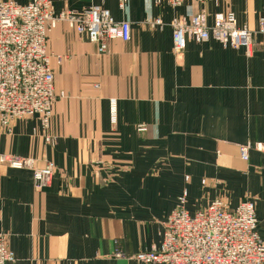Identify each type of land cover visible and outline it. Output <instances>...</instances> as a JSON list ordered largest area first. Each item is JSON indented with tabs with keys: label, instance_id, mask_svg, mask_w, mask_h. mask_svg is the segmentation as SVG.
Instances as JSON below:
<instances>
[{
	"label": "crops",
	"instance_id": "1",
	"mask_svg": "<svg viewBox=\"0 0 264 264\" xmlns=\"http://www.w3.org/2000/svg\"><path fill=\"white\" fill-rule=\"evenodd\" d=\"M51 1L56 14L107 9L131 24V40L112 41L100 54L66 23L50 33L56 91L67 96L55 103L49 129L32 117L0 133V156L55 165L51 184L39 190L32 170L0 163V233L15 256L9 264H139L130 258L160 246L163 223L185 191L190 214L216 199L231 209L252 199L264 239V0L180 7L130 0L124 10L117 0ZM202 10L209 25L233 12L239 27L254 32L251 53L211 39L191 40L177 54L173 19ZM157 19L162 27H151ZM247 143L263 150L243 161ZM117 247L124 258H115Z\"/></svg>",
	"mask_w": 264,
	"mask_h": 264
},
{
	"label": "built area",
	"instance_id": "2",
	"mask_svg": "<svg viewBox=\"0 0 264 264\" xmlns=\"http://www.w3.org/2000/svg\"><path fill=\"white\" fill-rule=\"evenodd\" d=\"M129 1L117 0L119 8L124 10ZM153 1L172 7L189 1L207 3V0ZM59 23L68 24L79 37L96 44L100 54L109 52L112 41L131 40V24L116 21L109 10L100 6L56 14L51 0H31L26 5L0 0V133H11L15 121L32 117H39L43 128L49 129L55 103L66 98L64 91H56L48 53L49 35ZM162 25L161 19L151 23L153 28ZM171 25L177 54L184 52L191 40L206 43L212 39L225 48H244L248 54L253 48L254 32L246 26L239 27L233 12L216 14L212 25L208 24L205 10L191 20L176 17ZM259 32L264 34V18L260 20ZM111 116L115 122L114 99ZM46 140L53 143L49 137ZM252 149L262 151L263 147L251 143L242 145L243 161L249 160ZM0 163L16 170H32L34 185L39 190L48 187L55 174L52 162L40 167L32 158L1 155ZM187 197L185 191L164 221L160 246L139 252L131 260L139 264H264V239L258 232L259 219L252 199L240 202L234 209L223 199H216L204 210L190 214ZM114 256L124 258L125 254L117 247ZM14 261L8 237L0 233V264Z\"/></svg>",
	"mask_w": 264,
	"mask_h": 264
},
{
	"label": "rangeland",
	"instance_id": "3",
	"mask_svg": "<svg viewBox=\"0 0 264 264\" xmlns=\"http://www.w3.org/2000/svg\"><path fill=\"white\" fill-rule=\"evenodd\" d=\"M152 176H154V175H152Z\"/></svg>",
	"mask_w": 264,
	"mask_h": 264
}]
</instances>
